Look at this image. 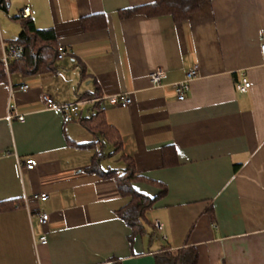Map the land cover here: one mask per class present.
<instances>
[{
  "label": "crops",
  "instance_id": "1",
  "mask_svg": "<svg viewBox=\"0 0 264 264\" xmlns=\"http://www.w3.org/2000/svg\"><path fill=\"white\" fill-rule=\"evenodd\" d=\"M154 2L4 0L0 60L3 45L17 42L25 7L34 28L51 29L73 55L50 73L4 68L0 264H156L158 254L189 246L198 264H264V0H203L183 22L119 16ZM157 69L167 79L154 88ZM191 70L198 75L179 101L177 84ZM243 79L246 92L237 90ZM125 94L130 106H108L102 116L116 145L81 123L95 114L91 100ZM41 96L79 103V119L64 123ZM8 105L22 122L7 119ZM98 153L102 172L120 173L129 158L141 177L133 189L157 199L142 231L118 216L129 199L115 180L88 172ZM28 158L36 168L20 172ZM39 194L47 200L32 199Z\"/></svg>",
  "mask_w": 264,
  "mask_h": 264
},
{
  "label": "trees",
  "instance_id": "2",
  "mask_svg": "<svg viewBox=\"0 0 264 264\" xmlns=\"http://www.w3.org/2000/svg\"><path fill=\"white\" fill-rule=\"evenodd\" d=\"M202 2L203 0H155L152 4L122 11L119 16L129 18L135 14H141L152 18L168 15L175 22H183L199 10ZM5 8L4 0H0V9ZM93 18L96 19L97 17ZM19 20L22 22V31L16 43L23 47L24 52L21 59L12 60L8 63L9 73L29 76L45 73L46 71L53 72L56 62V40L53 31L51 29L36 30L30 18H19ZM82 25L85 28V22ZM4 81H6V74L0 60V84ZM102 116L103 113L98 112L82 120L81 123L94 135L103 136L107 142H113L116 145L115 137L113 138L114 135L110 127L103 122ZM102 154L95 155L88 172L102 177H112L115 180L119 194L129 199L128 203L118 211V216L135 231H142V222L145 220V215L157 199H149L133 189L132 183L138 181L141 177L134 170L132 161L129 158L123 159L125 167L120 173L115 171L102 172L99 167ZM198 261V251L192 246L175 252L166 250L156 256V264H198Z\"/></svg>",
  "mask_w": 264,
  "mask_h": 264
},
{
  "label": "built area",
  "instance_id": "3",
  "mask_svg": "<svg viewBox=\"0 0 264 264\" xmlns=\"http://www.w3.org/2000/svg\"><path fill=\"white\" fill-rule=\"evenodd\" d=\"M32 15H34V11L29 8H23L19 13L20 19H28ZM262 54L264 56V46L261 48ZM23 47L16 42L8 43L3 45V54L1 61L5 70L8 68V63L12 60H18L23 57ZM67 55H73L68 50H66L62 45H56V59L62 60ZM197 70H191L186 74V79L179 84H177V98L179 101H183L186 98V94L190 92L191 82L197 77ZM167 79V72L163 69H157L153 71L149 75V80L154 88L160 87L164 81ZM249 88H251V83L248 79H243L240 84L237 85V90L240 92H246ZM28 87L26 85L19 86V90L26 91ZM10 93L12 94V89L10 88ZM41 100L44 103L46 109L48 110H59L62 113V119L64 123H70L73 121H77L79 119V103H72L66 105H57L55 104L51 98L48 96H41ZM90 104L93 107L95 113L104 112L108 106L110 107H128L131 104L130 97L125 95H116L106 98H97L90 101ZM7 119L11 120L13 117H17V119L22 122L24 118L22 116H16L13 114V105H8L7 108ZM36 161L32 158H28L23 162H18V168L21 171H32L36 168ZM48 196L46 194H39L32 197L35 201H46ZM38 222L40 225L44 226L48 222V215L40 214L38 215ZM155 227L158 232H163L162 225L157 221L155 222ZM38 242L41 244H46V238L41 237L38 239Z\"/></svg>",
  "mask_w": 264,
  "mask_h": 264
},
{
  "label": "rangeland",
  "instance_id": "4",
  "mask_svg": "<svg viewBox=\"0 0 264 264\" xmlns=\"http://www.w3.org/2000/svg\"><path fill=\"white\" fill-rule=\"evenodd\" d=\"M108 148H109V147H108ZM107 150H110V148H109V149H107ZM114 160H115V159H114ZM113 164H114V166H115L117 169L121 168V166H122V164H121V163H119V162H118V160H116V161H113ZM117 165H118V167H119V166H120V167L118 168V167H117ZM103 167H105V166L103 165Z\"/></svg>",
  "mask_w": 264,
  "mask_h": 264
}]
</instances>
